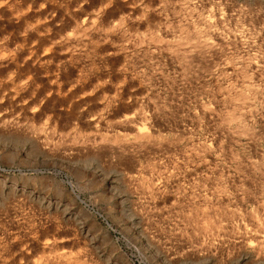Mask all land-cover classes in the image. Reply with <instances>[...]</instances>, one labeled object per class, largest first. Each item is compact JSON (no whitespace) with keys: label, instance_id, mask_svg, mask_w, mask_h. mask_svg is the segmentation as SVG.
Listing matches in <instances>:
<instances>
[{"label":"rangeland","instance_id":"rangeland-1","mask_svg":"<svg viewBox=\"0 0 264 264\" xmlns=\"http://www.w3.org/2000/svg\"><path fill=\"white\" fill-rule=\"evenodd\" d=\"M59 255L264 264V0H0V264Z\"/></svg>","mask_w":264,"mask_h":264},{"label":"bare ground","instance_id":"bare-ground-1","mask_svg":"<svg viewBox=\"0 0 264 264\" xmlns=\"http://www.w3.org/2000/svg\"><path fill=\"white\" fill-rule=\"evenodd\" d=\"M204 23H205L208 27H210V26H211V23H212V20L209 19V18H206V19H204ZM116 26H117V25H116ZM206 35H208V34H206ZM207 37H208V36H206V37L204 36L203 40H201L199 43H196V42H194V43H196V44L193 43L194 46H199V47H200L199 51H200L201 49H205V48H209V49H210V43H211V42H209V38H207ZM197 42H198V41H197ZM193 44H192V45H193ZM212 45H213V43H212ZM212 45H211V46H212ZM211 48H212V47H211ZM194 49H195V47H194ZM197 49H198V48H197ZM195 50H196V49H195ZM206 50H208V49H206ZM197 51H198V50H197ZM247 84H248V83H247ZM247 84H246V85H247ZM248 85H249V84H248ZM249 86H250V85H249ZM249 86H248V90L251 88V87H249ZM252 89H253V87H252ZM252 89L249 90L250 93L255 92V93L257 94V92H256L257 90L255 89V87H254V89H255L256 91H255L254 89H253V91H252ZM251 91H252V92H251ZM240 93L242 94V91H241ZM248 94H249V92H248ZM239 96H241V95H239ZM242 96L244 97L245 94H244V95L242 94ZM246 96H249V95H246ZM249 97H252V96H249ZM245 98H248V97H244V100H245ZM237 99H242V98L239 97V98H237ZM248 100H249V98H248L245 102H248ZM237 101H238V100H237ZM240 102H241V100H240ZM245 102H244V103H245ZM237 103H238V102H237ZM244 103H242V104H244ZM238 105H241V104L238 103ZM238 108H239V106H238ZM238 111H239V110H238ZM241 112H242V111H241ZM239 116H241V115L239 114ZM127 118H128V117H127ZM236 118H237V117H236ZM124 119H125V117H124ZM230 119H231V118H230ZM232 119H233V116H232ZM232 119H231V120H232ZM238 119H239V118H238ZM127 120H128V119H127ZM137 130H139L138 134H141V135H145V134H147V132L145 133V130H144L143 127H140V128L137 129ZM141 135H140V136H141ZM140 136H139V137H140ZM146 137H147V136H146ZM146 137H145V138H146ZM142 138H143V137H142ZM207 147L209 148L208 145H203V148H204V149H206ZM208 148H207V149H208ZM257 167H258V166H257ZM53 239H54V238H53ZM55 240H56V239H55ZM59 240H61V239H59ZM62 240H63V239H62ZM45 241H46V240H45ZM45 241H44V242H45ZM49 241H50V240H49ZM49 241L46 242V243L49 244ZM57 242H58V241H57ZM52 243H54V241H53ZM52 243H50V244H52ZM54 244H55V243H54ZM65 255H66V254H65ZM59 256H60V255H59ZM62 256H63V255H62ZM62 256H60V259H61V260L64 261V260L67 259V260L69 261V263H71V264H74L73 262L76 263V261H78V262L80 263V261H81L80 258H77L76 256H75V257H66V256H65L66 258H64V257H62ZM58 258H59V257H58ZM56 259H57V258H56ZM60 259H59V260H60ZM67 260H66L65 262H67ZM55 261H56V260H55ZM63 261H62V262H63ZM60 262H61V261H60ZM58 263H59V262H58ZM63 264H66V263H63ZM80 264H81V263H80Z\"/></svg>","mask_w":264,"mask_h":264}]
</instances>
